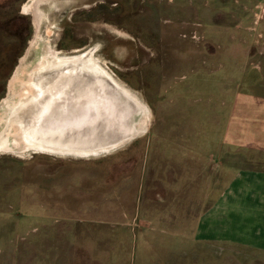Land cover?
Here are the masks:
<instances>
[{
    "label": "rangeland",
    "instance_id": "rangeland-1",
    "mask_svg": "<svg viewBox=\"0 0 264 264\" xmlns=\"http://www.w3.org/2000/svg\"><path fill=\"white\" fill-rule=\"evenodd\" d=\"M57 1L42 6L53 45L95 48L151 116L109 154H1L0 264H264V251L195 235L233 175L257 167L224 150V133L236 97L254 110L243 95L264 94V0H136L129 12L131 0ZM26 2L0 0V105L35 61ZM130 110L119 134L147 120Z\"/></svg>",
    "mask_w": 264,
    "mask_h": 264
},
{
    "label": "bare ground",
    "instance_id": "bare-ground-1",
    "mask_svg": "<svg viewBox=\"0 0 264 264\" xmlns=\"http://www.w3.org/2000/svg\"><path fill=\"white\" fill-rule=\"evenodd\" d=\"M71 1L60 0L59 9ZM27 4L24 11L32 13ZM44 12L45 22H50L51 14ZM41 28L30 44L36 54L27 78L13 76L12 89L17 82L20 88L0 105V155L99 156L125 146L148 128L149 106L101 62L95 48L59 50L52 43L55 27L50 24L43 34ZM132 107L147 120L119 134L117 126Z\"/></svg>",
    "mask_w": 264,
    "mask_h": 264
},
{
    "label": "crops",
    "instance_id": "crops-1",
    "mask_svg": "<svg viewBox=\"0 0 264 264\" xmlns=\"http://www.w3.org/2000/svg\"><path fill=\"white\" fill-rule=\"evenodd\" d=\"M264 8V3L259 4ZM237 53L239 49H232ZM246 57L252 48L240 50ZM243 102H257L254 110L232 107L224 133L225 151H247L257 167H243L231 178L215 202L201 213L195 228L199 242L243 246L264 251V94L243 95ZM241 98V97H240ZM259 156V157H258Z\"/></svg>",
    "mask_w": 264,
    "mask_h": 264
},
{
    "label": "flooded vegetation",
    "instance_id": "flooded-vegetation-1",
    "mask_svg": "<svg viewBox=\"0 0 264 264\" xmlns=\"http://www.w3.org/2000/svg\"><path fill=\"white\" fill-rule=\"evenodd\" d=\"M50 1L51 0H27V2L25 3V4H23V7H22V12L24 13V14H29V15H31L32 17H33V23H36V24H34V26H35V30H36V34L38 33V31L40 30V28L44 25V22H45V12L44 11H46V10H44L43 8H42V6L43 5H46V4H49L50 3ZM125 2H127L126 0H123V5H125ZM28 3V4H27ZM57 3L58 4H55V5H53V7L56 9V7H58V11H61L60 9H59V3H61L60 2V0L59 1H57ZM32 5V7H33V12L32 13H30V12H25L24 11V6L25 5ZM120 5V3H117L116 4V6H119ZM126 5H128L129 6V9L127 10L128 12L131 10V9H133L135 6H136V0H131V2L129 3V2H127V4ZM119 10H122V8L120 9L119 8ZM52 14V10L51 9H48V14ZM122 13H124V12H122ZM50 22H51V16H50ZM51 26L53 25V27H56V25H55V23L52 21L51 23ZM118 28H120V27H118ZM55 29V28H54ZM38 30V31H37ZM118 30H120V29H118ZM55 32V31H54ZM54 32H53V34H54ZM116 33H118V34H120V31H115ZM129 34H132L130 31H129ZM59 49V48H58ZM60 50V49H59Z\"/></svg>",
    "mask_w": 264,
    "mask_h": 264
}]
</instances>
